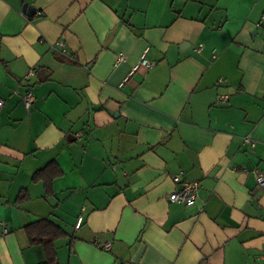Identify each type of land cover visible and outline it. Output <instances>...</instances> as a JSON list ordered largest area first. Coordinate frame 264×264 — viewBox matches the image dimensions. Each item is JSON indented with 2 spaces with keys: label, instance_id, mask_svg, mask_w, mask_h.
Wrapping results in <instances>:
<instances>
[{
  "label": "crops",
  "instance_id": "obj_1",
  "mask_svg": "<svg viewBox=\"0 0 264 264\" xmlns=\"http://www.w3.org/2000/svg\"><path fill=\"white\" fill-rule=\"evenodd\" d=\"M263 14L264 0H0V264L46 263L26 231L43 219L67 234L59 264H264ZM146 49L154 67L131 72ZM51 162L49 197L32 178ZM183 183L200 185L189 207L169 200Z\"/></svg>",
  "mask_w": 264,
  "mask_h": 264
},
{
  "label": "trees",
  "instance_id": "obj_2",
  "mask_svg": "<svg viewBox=\"0 0 264 264\" xmlns=\"http://www.w3.org/2000/svg\"><path fill=\"white\" fill-rule=\"evenodd\" d=\"M62 176V172L56 162H51L45 168L37 171L33 175V182H43L47 196L54 194L53 182L56 178ZM22 191L17 202L23 203L29 197ZM32 245H40L43 247L46 255L45 264H59L57 248L55 242L59 239L67 237V234L58 226L54 225L47 219L40 220L26 228Z\"/></svg>",
  "mask_w": 264,
  "mask_h": 264
},
{
  "label": "built area",
  "instance_id": "obj_3",
  "mask_svg": "<svg viewBox=\"0 0 264 264\" xmlns=\"http://www.w3.org/2000/svg\"><path fill=\"white\" fill-rule=\"evenodd\" d=\"M258 27L261 29L262 36L264 37V14L261 17L260 22L258 23ZM55 47H56V51H58L61 55L68 54L67 46L64 41H58L55 44ZM148 51H149L148 49L144 51L140 61L135 66L132 67L131 72L136 71L141 66L146 67L148 69L154 67L155 62L149 61L147 58ZM122 62H125V56L122 53H120L118 54L117 57V63H122ZM29 75H33V71H30ZM219 100L225 102L227 100V97H221ZM34 101L35 99L33 93L31 91H27L24 94L25 107L29 109L33 105ZM3 105H4V101L0 99V109L3 107ZM174 180L176 183H181V179L179 176H175ZM257 180L259 186L264 188V177L262 174H257ZM199 189H200V185L198 183H183L178 189H176L173 193L169 195V200L172 203L182 204L187 207L192 206L195 204L198 198ZM82 221L83 219L82 217H80L77 222L76 228H79L81 226ZM6 232L7 230L5 229V233ZM99 246L101 247L102 250L109 251L111 249L110 243H106L104 245L99 244Z\"/></svg>",
  "mask_w": 264,
  "mask_h": 264
},
{
  "label": "water",
  "instance_id": "obj_4",
  "mask_svg": "<svg viewBox=\"0 0 264 264\" xmlns=\"http://www.w3.org/2000/svg\"><path fill=\"white\" fill-rule=\"evenodd\" d=\"M24 10L27 12V15L31 16L35 13V10L33 9V7L30 6H25Z\"/></svg>",
  "mask_w": 264,
  "mask_h": 264
}]
</instances>
